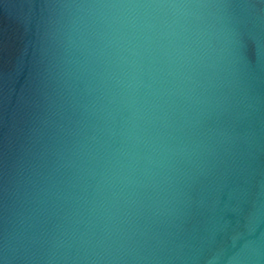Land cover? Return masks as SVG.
<instances>
[{"label":"water","instance_id":"obj_1","mask_svg":"<svg viewBox=\"0 0 264 264\" xmlns=\"http://www.w3.org/2000/svg\"><path fill=\"white\" fill-rule=\"evenodd\" d=\"M0 264H264V0H0Z\"/></svg>","mask_w":264,"mask_h":264}]
</instances>
